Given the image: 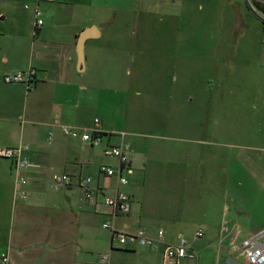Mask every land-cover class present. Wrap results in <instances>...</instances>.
Segmentation results:
<instances>
[{"label": "crops", "instance_id": "crops-1", "mask_svg": "<svg viewBox=\"0 0 264 264\" xmlns=\"http://www.w3.org/2000/svg\"><path fill=\"white\" fill-rule=\"evenodd\" d=\"M147 2L0 0V149L28 145L32 165L18 171L0 158V264L2 254L9 264H98L103 253L114 264H163L162 251L122 246L103 228L107 222L153 238L163 230L171 245L186 238L195 255L181 264H247L244 241L264 243V155L227 158L209 153L200 139L185 140L187 147L171 151L169 161H179L163 169L145 135L121 128L131 66L140 68L127 42L132 47L144 32ZM29 68L38 70L30 89L4 83L5 75ZM96 119L111 135L105 143L131 146L134 173H122L127 186L100 173L108 165L118 174L116 158L105 160L90 144L62 135L61 125L91 131ZM182 130L192 134L193 127ZM62 174L73 183L55 191L54 177ZM87 177L92 184L83 188L79 180ZM117 191L130 195L127 215H114L105 203Z\"/></svg>", "mask_w": 264, "mask_h": 264}, {"label": "rangeland", "instance_id": "rangeland-1", "mask_svg": "<svg viewBox=\"0 0 264 264\" xmlns=\"http://www.w3.org/2000/svg\"><path fill=\"white\" fill-rule=\"evenodd\" d=\"M147 1L144 32L132 47L127 42L140 68L131 66L121 128L145 135L163 169L179 161H169L171 151L187 147L185 140L200 139L227 158L264 155L252 149L264 147L263 15L250 0ZM105 142L95 152L107 160Z\"/></svg>", "mask_w": 264, "mask_h": 264}, {"label": "built area", "instance_id": "built-area-1", "mask_svg": "<svg viewBox=\"0 0 264 264\" xmlns=\"http://www.w3.org/2000/svg\"><path fill=\"white\" fill-rule=\"evenodd\" d=\"M264 6V0H257ZM37 15H41L37 13ZM264 17V14H262ZM38 26L43 25V20L39 19ZM38 80V70L35 68H29L28 70L16 71L4 76L3 81L8 85H24L28 89L36 84ZM62 135L71 140H79L84 143L90 144L91 147H101L106 141V137L103 135L106 132L102 128V122L100 119H96L94 127L91 131L82 130L75 127L61 125ZM30 150L28 145H20L16 148L0 149V158L12 160L15 162L16 170L23 171L30 168L32 165L26 156V153ZM130 151L131 146L129 143L122 141L120 144L110 145L106 143L104 154L107 157L116 158L120 164V172L116 171L108 165H103L100 168V173L108 178L117 176L119 184L121 186L129 185L127 177L122 175L123 171L128 175H132L134 172L130 167ZM22 184H26L27 181L22 178ZM73 183V179L70 174L56 175L53 180V189L59 191L66 186H70ZM92 184V178L87 177L79 180V185L83 188H88ZM24 198L25 194L21 193ZM130 195L124 191H117L114 195L106 197L105 203L112 208L114 215H127L131 208ZM104 229L112 232L113 238L118 241L122 246L135 249L138 247L151 249V251L159 252L163 254V264H181L183 260L193 258L194 253L191 245L186 238H180L177 244L171 245L166 242V234L163 230H160L156 237H149L144 230H138L134 233H125L117 231L111 224L107 222L103 225ZM198 237H202L203 233L200 231L197 233ZM243 253L247 264H264V243H259L254 239L246 240L243 243ZM2 264H9L10 257L7 254L1 255ZM98 264H114L110 255L102 254L99 256Z\"/></svg>", "mask_w": 264, "mask_h": 264}, {"label": "water", "instance_id": "water-1", "mask_svg": "<svg viewBox=\"0 0 264 264\" xmlns=\"http://www.w3.org/2000/svg\"><path fill=\"white\" fill-rule=\"evenodd\" d=\"M235 11H236V15H237V18H238V22L240 23L241 21V17H240V12H239V8L238 6L236 5L235 6ZM89 38V33L84 31L81 36L79 37V43H78V47L80 48L79 49V56H80V59L82 60L81 62V65L83 63V47H84V44L86 42V40Z\"/></svg>", "mask_w": 264, "mask_h": 264}, {"label": "trees", "instance_id": "trees-1", "mask_svg": "<svg viewBox=\"0 0 264 264\" xmlns=\"http://www.w3.org/2000/svg\"><path fill=\"white\" fill-rule=\"evenodd\" d=\"M250 6L252 8H254L257 12L264 14V6L257 0H250ZM263 27H264V20H263ZM104 137H106L105 140H107V138L111 137V135L109 134H104Z\"/></svg>", "mask_w": 264, "mask_h": 264}]
</instances>
